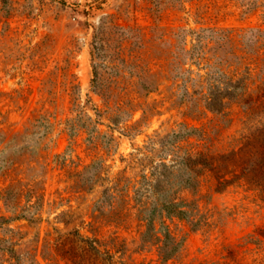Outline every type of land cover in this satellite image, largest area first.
Wrapping results in <instances>:
<instances>
[{"label": "rangeland", "instance_id": "rangeland-1", "mask_svg": "<svg viewBox=\"0 0 264 264\" xmlns=\"http://www.w3.org/2000/svg\"><path fill=\"white\" fill-rule=\"evenodd\" d=\"M204 1L213 3L197 20L241 29L240 42L251 46L250 50L264 40L255 33L257 28L264 29V5L241 14V0ZM147 6L148 0H0V264H71L69 250H79L66 241L74 229L100 240L99 247L109 249L116 264H231L234 261L228 246L237 260L243 258L241 263L252 264L255 259L257 264L264 258V200L243 175L256 164L260 152L247 144L236 153L230 152L246 126L245 114L239 103L225 97L230 71L218 56L211 58L206 49L196 46L194 57H190L185 50L192 47L194 39L186 35L184 45L183 40L171 37V49L178 59L174 70L179 76L171 88L161 84L145 99L157 112L137 127L140 132L134 129L131 134H123L122 122L115 128L107 125L113 126L108 118L112 113L123 110L120 116H128L130 104L109 100L105 106L94 91L92 35L101 21L138 26L147 32L153 22ZM185 6V10L171 6L164 9L160 24L185 29L200 26L191 3L186 1ZM37 45H42L39 52H35ZM196 54L209 60L200 57L193 63ZM108 71V75H115L112 83L130 90L134 77L128 78L121 65ZM71 82H78L79 89L71 88ZM214 95L224 105L221 113L207 107ZM76 105L78 109L83 106L91 116L88 128H96L91 143L84 140L87 134L77 118L84 115ZM93 107L107 111L96 115ZM140 114V110L135 111L133 119ZM71 125L72 137L67 131ZM190 127L196 130L191 129L194 131L188 141L203 143L208 153L219 155L215 162L220 168L229 164L232 169L224 176L228 182L218 190L210 163L183 162L182 154L173 155L177 154L172 145L175 137L170 134L164 143L158 141L172 131L187 134ZM148 139L151 143L144 148ZM94 143L98 144L96 150L92 149ZM137 148L148 157L127 165L130 153H138ZM172 157L176 159L172 168L160 164L172 162ZM205 158L212 161L210 156ZM92 160L106 164L108 176L92 182L91 189H82V178L94 167L81 176L76 173ZM149 161L156 166L155 172L165 170L160 183L164 189L169 188L167 194L180 183V170L197 174L199 180L203 194L199 201L210 224L194 231L183 228L181 232L186 234L179 259L162 262L154 248H138L143 225L135 209L122 223L88 224L102 187L110 186V180L122 168L138 181L136 166L144 163L148 171ZM141 180L146 183L137 184L138 196L143 199L149 194V200H154L152 188H145L150 184ZM249 238L253 241H247ZM7 246L14 248L17 261Z\"/></svg>", "mask_w": 264, "mask_h": 264}, {"label": "trees", "instance_id": "trees-1", "mask_svg": "<svg viewBox=\"0 0 264 264\" xmlns=\"http://www.w3.org/2000/svg\"><path fill=\"white\" fill-rule=\"evenodd\" d=\"M191 3L195 22L200 23L198 27H189L187 29L181 27H170L160 24L161 13L169 6L186 9L185 2ZM147 13L153 19L152 24L145 32L138 26H124L113 21H101L94 30L91 40V57H92V87L103 100V104L107 106L109 100L119 104L120 102H128L129 113L128 116H120L122 106H118L116 114L112 113L108 116L113 126L107 124L109 128L118 127L119 123H124L125 127L121 132L123 134H131L134 129L140 132L141 129L137 127L141 124H146L150 116L157 111L151 107L147 102V97L150 92L157 91L164 84L166 89L172 87L176 82V74L174 68L178 64V59L174 57L173 43L171 37L175 40L181 39L185 45L186 35H190L192 47L185 50L189 52L190 57H194L193 51L196 46H201L207 50L211 55L210 57H219V62L225 64L230 71L228 76V85L225 92V97L239 103L242 111L245 114L246 126L240 135L235 138L234 148L230 152L236 153L243 146H256L259 149L260 157L252 169L245 172L244 179L248 186L255 188L264 200V40H261L254 50L250 47H245L241 44L239 37L241 36V29H235L231 26H224L217 23L207 24L205 21L197 20L204 17L209 12V7L213 2L204 0H148ZM214 5V4H213ZM241 14H249L257 10L259 6H263L262 0H241ZM190 10V9H188ZM192 10V9H191ZM255 33L259 37L264 36V29L257 28ZM181 35V36H180ZM206 39V42L202 40ZM257 41V40H256ZM42 45H37L35 52H39ZM209 60V57L196 54L193 63H197V58ZM121 65L127 73V77L131 79V88L125 91L126 88L119 87V85L112 83L115 75H108L109 68L119 67ZM106 74V75H105ZM182 79L178 78V80ZM71 88L78 90L79 83L71 82ZM51 92L50 89H46ZM126 98L127 101H124ZM78 112L83 113L84 116H77L81 120L83 131L87 134L84 140L91 143L92 131L96 128H88L91 116L86 109L81 106ZM207 107L213 113H221L224 105L222 102H217L216 95L213 96V101L208 102ZM95 114L99 115L107 110H99L93 107ZM81 110V111H80ZM140 110L141 114L137 119H133V113ZM129 122V123H128ZM96 123H98L96 121ZM94 127V126H93ZM190 131L184 134L180 131H172L166 133L163 137L159 138V142L168 140V136L172 135L175 140L172 142L173 149L178 155H183V162L193 161V163H206L212 166L211 171L217 178L215 189H220L228 182L224 178L228 171L229 164L225 168H220L219 163L215 160L219 155L208 153V148L202 144L194 145L188 141L191 135ZM70 137L74 135L73 126L68 128ZM181 133V134H180ZM170 134V135H169ZM177 137V138H176ZM149 138V137H148ZM184 141V142H183ZM149 141L145 145L149 146ZM247 144V145H246ZM90 147V146H89ZM195 147V148H194ZM98 144H92V149L96 150ZM136 150L138 153H130V161L127 165H131V160L145 159L148 157L147 152ZM146 150V149H145ZM172 150V148H171ZM179 150H184L179 153ZM147 151H150L147 149ZM173 151V150H172ZM140 155V156H137ZM210 156L212 161H208L205 157ZM175 158H171L169 163L160 161V164L166 168H172L175 164ZM142 163V162H141ZM140 163V164H141ZM148 171H146V164L142 163L137 165V174L139 180L124 173L125 168L118 171L115 176L110 180V186L104 185L97 197L94 208L90 212L92 218L88 224H94L95 221L105 223H122L129 216L131 209H135L134 213L137 219L142 221L143 228L139 231L138 248L141 250H149L154 248L158 259L162 262L168 260L179 259L183 254L184 241L186 232H181L183 228H188L190 231L198 230L204 225L210 224L207 220V215L200 204L199 199L203 194L200 193L199 180L197 174L189 171H179L177 174L180 177V183L175 188L172 194H167L169 188H163L160 182H163V176L166 175L165 170L155 172L156 166L149 161ZM206 166V165H205ZM94 167L92 172L88 175L87 171ZM177 167L180 164L177 163ZM228 168L230 170H228ZM82 189H91L92 182L101 179L104 181L107 175V165L101 161H91L84 165L83 169L78 171L76 175L81 176ZM236 177L239 175L234 173ZM148 181L149 187L152 188L154 200H149V194H144L142 199L138 196L140 186L137 184L141 182V186L145 185ZM75 185L78 184L76 181ZM103 184V183H101ZM6 191H4L5 193ZM161 196H159V194ZM3 198V196H2ZM5 199V198H4ZM131 201H133L131 203ZM131 203V204H130ZM0 218H3L0 216ZM181 223V226L179 225ZM179 231L181 233H179ZM247 241H253L249 238ZM67 245L75 244L77 253L74 250H69L68 258L71 264H116L109 249L100 248V240L90 238L89 236L82 235L76 229L67 236ZM10 255L15 257L17 261L18 255L15 253L14 248L7 246ZM228 253L232 257L235 264H244L240 261L243 259H236L233 249L228 246ZM119 249V248H117ZM240 258V257H239ZM255 260V259H254ZM252 260V264L255 261ZM123 263L121 260H119ZM231 263V264H234ZM228 264L229 262H225ZM264 264V258H260L259 263Z\"/></svg>", "mask_w": 264, "mask_h": 264}]
</instances>
